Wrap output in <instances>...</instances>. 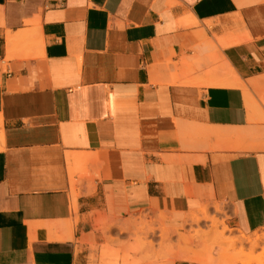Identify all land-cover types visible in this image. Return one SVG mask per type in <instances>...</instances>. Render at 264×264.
<instances>
[{
  "label": "crops",
  "instance_id": "0c3cea01",
  "mask_svg": "<svg viewBox=\"0 0 264 264\" xmlns=\"http://www.w3.org/2000/svg\"><path fill=\"white\" fill-rule=\"evenodd\" d=\"M262 94L264 0H0V264H203L205 206L263 229Z\"/></svg>",
  "mask_w": 264,
  "mask_h": 264
},
{
  "label": "rangeland",
  "instance_id": "374dc122",
  "mask_svg": "<svg viewBox=\"0 0 264 264\" xmlns=\"http://www.w3.org/2000/svg\"><path fill=\"white\" fill-rule=\"evenodd\" d=\"M254 100L257 105L254 122L264 123V94L255 96ZM260 148L264 150V143ZM215 211L212 215L205 206L187 219L191 241L199 242L203 248V252H196L191 259L203 264H207L202 261L206 258H211L215 264H264V239L258 240L264 236V228L251 235L237 233L218 216L223 212L219 205L215 206Z\"/></svg>",
  "mask_w": 264,
  "mask_h": 264
},
{
  "label": "bare ground",
  "instance_id": "6f19581e",
  "mask_svg": "<svg viewBox=\"0 0 264 264\" xmlns=\"http://www.w3.org/2000/svg\"><path fill=\"white\" fill-rule=\"evenodd\" d=\"M264 239V236L262 237V238H259L258 240L259 241H261V240H263ZM223 240V239H222ZM255 240V239H254ZM216 255V254H215ZM209 259V258H208ZM219 259V258H218ZM263 259V258H262ZM254 260H255V258H254ZM232 261V260H231ZM213 262V260L212 259H210L209 260V263H212ZM249 262V261H248ZM229 263V262H228ZM264 263V262H263Z\"/></svg>",
  "mask_w": 264,
  "mask_h": 264
}]
</instances>
